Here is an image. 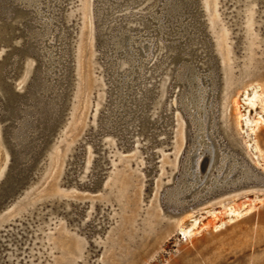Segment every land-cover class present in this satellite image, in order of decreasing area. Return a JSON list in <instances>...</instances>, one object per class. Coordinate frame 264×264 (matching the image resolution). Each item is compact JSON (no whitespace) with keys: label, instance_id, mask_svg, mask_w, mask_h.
<instances>
[{"label":"rangeland","instance_id":"374dc122","mask_svg":"<svg viewBox=\"0 0 264 264\" xmlns=\"http://www.w3.org/2000/svg\"><path fill=\"white\" fill-rule=\"evenodd\" d=\"M24 1L37 16L21 5L0 16V264H264V195L255 208L242 210L243 200L264 194V179L251 180L256 172L264 178L258 163L264 114L258 106L251 109L249 117L256 112L260 117L249 130L244 119L248 89L264 87V0H215L210 8L206 0H195L183 15V4L169 12L165 0H87V12L84 0ZM172 1L178 7L179 0ZM25 22L40 32V43L33 38L32 46L43 55L24 49L25 31L13 36L11 26L19 27L17 33ZM121 32L133 38L130 54L128 43L115 44ZM116 61L113 72L110 64ZM182 63L193 65L208 88L204 135L214 156L198 180L188 175L186 182L194 184L181 193L182 206L173 208L165 203L166 192L183 183L180 169L190 154L191 169L200 157L190 135L195 129L188 114L194 108L186 112L180 104L185 83L176 72ZM44 68L51 74L43 89L54 83L48 97L61 96L58 115L45 127L29 125L27 138L37 133L29 142H38L37 152L18 182L25 184L5 199L12 172L26 163L16 162L11 144L12 127L24 116L10 112L18 100L24 109L35 107L30 90L38 87L36 76ZM4 86L18 96L8 100ZM234 158L256 172L239 180L243 167H229ZM215 174L233 182L208 191ZM227 201L240 204L241 215L226 216ZM213 213L216 222H209ZM179 219L188 227L198 222L191 235L178 229Z\"/></svg>","mask_w":264,"mask_h":264},{"label":"bare ground","instance_id":"6f19581e","mask_svg":"<svg viewBox=\"0 0 264 264\" xmlns=\"http://www.w3.org/2000/svg\"><path fill=\"white\" fill-rule=\"evenodd\" d=\"M18 1H22L25 4L31 6L34 9V7L32 5L26 3L24 0H18ZM88 3L89 2H87V0H84L82 2V5H83L82 6V10L84 12H87L89 10ZM164 3L169 5V8H168L169 12L172 11L173 9L179 8L182 4H184L183 0H179L176 3V6H178V7L174 8V3H173L172 0H165ZM206 3H207V7L210 8L212 5L214 6L216 1L215 0H206ZM212 9H213V7H212ZM213 10L216 11V8L213 9ZM34 13H35V16H37V14L35 12V9H34ZM46 14H45V17L47 16ZM43 15H44V13H43ZM253 17H254L253 13H249L248 14V19H249V24H248L249 29L248 30H251L250 27H252V25H253ZM175 25H177V24H175ZM120 29H122V28L119 27L117 32L114 33L115 37L117 36V33L119 32ZM42 31H43V29H42ZM37 35H40V32H38ZM128 36H130V37H128ZM225 37H226V33H225ZM253 37H255V36H253ZM135 38H137V37H135ZM132 40H133V38L131 37V34L126 35V33L124 34V32H121L118 35V37L116 38L115 44H116V46L118 48H121L123 46V44H127L128 43V46L125 47V50L127 51L128 54H130L131 53V41ZM220 42L222 43L223 49L226 50V45L224 43V40L222 39ZM112 43H113V40H112ZM253 43H254L253 39L251 41H249V43H248V48L250 50L249 51L248 60H249L250 63L255 61V57H254V49L255 48L253 46ZM113 47H114V43H113ZM148 48H149V44L148 43L142 44V49L144 51H147ZM44 52L42 54H44ZM114 52L118 54V52H122V50H120V49L119 50H115L114 49ZM117 54H115V55L117 56ZM130 60H132V58H130ZM46 61H48V59H46ZM117 64H118L117 61L113 62L114 71H117ZM180 67H181V69L176 72V76H177V78L181 79L185 83V88L180 93V95L182 96L180 104H181V106L184 108V110L186 112H188L190 108H194V110L189 112V114H188L189 116L191 115L190 119H191V122H192V124L194 126V129H195V133H194V137H193V138H195V140H194V145H193L192 148H194V150L197 152L196 154H198V156H200V157H199V159L196 160L195 169H191L194 166L193 163L191 164L189 159L186 160V162L183 164V171H182L183 172L182 173L183 177H182L181 181H183V183L178 185L176 189H171V190L169 189L167 191L169 199L172 202H174L175 204H178V203L181 202V193H184L185 190L191 184H194V182H192V183L186 182L188 175H191L192 178H194L195 180H198L200 177H202V175L204 174V172L207 169V167L211 164L212 157H213V151H212L213 148H211L209 142H207L206 136L204 135L205 126H206V124H205V117H206L205 106L207 104L206 94H207L208 88L207 87H203L204 85L202 83V76L200 74H198L197 69H195V67L193 65L188 64V63H182ZM49 72H51V71H49ZM231 73H232V71L229 69L227 71V74L229 75ZM130 74H132V70H131V72H126V75H130ZM211 78H213V77H211ZM210 82H211V80H210ZM229 82H231V83H229V88L233 89L232 81H229ZM120 83H121V81H120ZM260 86H259L260 87L259 88L258 86L251 85V88L248 89V90H251L250 91L251 93L247 97L246 104L248 105V107H250V109H249L248 113H246L245 118H244L245 122H246L245 123V128H248V130L251 129V127L256 126L258 124V119H259L260 116L258 117L256 115L257 112L258 113L261 112V114L263 112V114H264V94H263L264 87L262 85H260ZM44 90H47V89H44ZM186 91H188V93H185ZM257 106L259 107V111H257L255 114H253V115H251L249 117V113H250L251 109H253V111H254V110H256ZM249 118H250L251 121H249ZM21 128H22V131H23L24 126L23 127L21 126ZM201 130H203V131L199 132ZM23 134H24V132H20L21 136H24ZM247 135H249L248 132H247ZM211 145H212V143H211ZM55 154H56L55 155V159H56L55 162L57 163V161H58L57 159H58V154L59 153L58 154L55 153ZM258 154H259V152H258ZM258 156H260V157H258V159H259L258 163L260 161L261 164L264 165V154L262 153V154H259ZM205 158H206V161H205L204 167L202 168V160H204ZM225 158H226V155L223 154L221 156V159H220L221 162L218 165L219 169L225 164ZM235 159L236 158L233 159L234 161L229 165V167H230L231 171L232 170L236 171V170L240 169L241 167H243V169L240 170L239 180L241 178L247 177L249 175H253L254 174L253 169L256 172L255 168H252V167H250L249 165H246V164H241V163H244L245 161L240 162L241 165H238V162H236ZM256 160H257V158H256ZM216 174L211 179L210 185L207 188L208 191H214L215 189H217L219 187H225V186H227L228 183L233 182L232 179H229L228 176H226L227 178L226 177L225 178H221V177H219V175H216ZM127 179L128 178L122 179L121 185H122L123 189H126L128 187V180ZM259 179L263 180L264 178L262 176H260L258 174V172H256V177H254L251 180H259ZM119 195H120L119 196L120 198L123 197L124 196V190H121ZM263 195L264 194H262V195L261 194H256V195L253 194V198L251 200H249V201H244L243 200V202H245V203L247 202L246 206H242L243 208L240 207V204L238 206L237 204L236 205L235 204H231L229 201H227L224 204H227L228 207L226 205L225 206L229 210V213L225 209L224 210L225 212L223 214L228 213V214H226V216L229 215L232 218H237L239 215H241L240 214V212H241L240 209L241 208H242V210L243 209L247 210L246 212H248L249 210L255 208V206H257V202H259L258 200H261ZM258 198H260V199H258ZM243 202H241L242 203L241 205H243ZM225 206H223V208ZM209 207H210V205H209ZM207 208L208 207H205L206 212H207ZM223 214H221V215L218 214L219 219H222V215ZM216 215H217V213H216ZM213 216H214V218L209 219L210 220L209 222H216L215 214ZM185 221L186 220L181 221L179 219V221H177L176 224H177L178 229L180 228V230L183 232L184 236H189V235L192 234L194 228L198 225V222L195 221V223H192V227L191 226L188 227L186 225H183V223ZM214 228H216V227H214Z\"/></svg>","mask_w":264,"mask_h":264},{"label":"water","instance_id":"95a60500","mask_svg":"<svg viewBox=\"0 0 264 264\" xmlns=\"http://www.w3.org/2000/svg\"><path fill=\"white\" fill-rule=\"evenodd\" d=\"M194 2H195V0H184L183 1L184 4H183L182 10H181L182 15L185 12H187V11H189V12L192 11V7H193V3ZM19 5H21L19 9H22L24 11L33 10V16L35 17L34 9L31 6L25 4L24 2L18 1V0H0V16L4 17V18L8 17L9 13L13 12L14 9H16V7H18ZM167 16H168V18L171 17V16L169 17V15H167ZM183 19H184V17H183ZM25 23H26V24H24L25 25V30L21 29V31H19L17 33L15 32V30L16 29L19 30V27L11 26V29H12L11 32H14L13 36H16L17 34H21V33H23L25 31L24 35L27 36L26 37V41L27 42H26V44H24V49L25 48H27V49L30 48L33 52H36L38 55H43L42 54L44 52L43 50L39 51L38 49H35L34 46H32L33 41H37V45H38L40 43L38 41L41 40V38L37 35V30L30 31L29 23H27V22H25ZM171 23L172 22H170V25H171ZM172 25H173V23H172ZM186 26H187V24H185V27ZM22 27H23V25H22ZM189 31L190 30L187 29L185 31V33H189ZM185 33H183V34H185ZM189 37L192 38L191 35H189ZM33 38H34V40L32 41ZM107 39H109V38H107ZM109 42L112 43V40H110ZM109 42L107 40V44ZM20 50L23 51V48H21ZM43 60H44L43 63H46V60L45 59H43ZM110 65H112L111 69L114 72L113 63H111ZM41 70H39V72L37 73V76H36L37 77L36 85L38 87H36L34 85V88H32L30 90V94L35 93L33 95V97H32V101L36 105L38 104L37 102H39L38 106L35 105V107H33V108L29 109V108L26 107L24 109L22 107V105H21V104H24V103L21 102V101L19 102V100H18L17 108L14 109V110H11V112H10L11 115L15 116V118L20 117L22 115L24 116L23 119L19 120L14 125L15 128H13L14 126L12 127L11 132H12V135H13V137H12L13 140L11 141V144L13 146H16V151H17V153H16V162L18 164L21 163V162H26V163H24L17 170L12 172V174L10 176L11 179H9L8 184L5 186V193H4L5 197H6L5 199L13 197L18 192V190L21 188V186L25 184L24 183V184H20L19 185L18 182H21V180L24 178L26 173L29 171L30 166L32 165V162L34 160L32 158V156L37 152V150L36 151H33V150H34L35 145L38 144V142L29 143L31 141V139H35L36 138L37 133L33 134L32 137L27 138V135H28L27 130L29 128V125L36 126L39 123H43L42 127H45L44 126L45 125V123H44L45 121H47L49 119H54L58 115L56 102L61 99V96H58L57 99H53L51 97H48L49 93H51V91H53L54 83H48V84H50V88L48 90H44L43 86H46V84H45V80L47 79L46 77H47L48 74H51V72L45 70V68H44V70H42V71ZM114 79H116V76H115ZM4 87L6 89V95L5 96H6V98L8 100H11L12 96L13 97L18 96L17 94H12L10 92V90H8L7 86H4ZM37 88L39 89V91L36 94ZM148 90H149V88L147 87L146 90L143 93L144 94H145V92L147 93ZM54 92H55V94L53 95V97L58 95L56 93V91H54ZM21 98H24V96H21ZM42 101H47V106H45V102L42 104ZM118 108L119 107H116V110ZM37 110L39 111V114L37 116L33 117V118L30 117ZM107 121H111V120H107ZM108 125H111V122H109ZM190 125H191V123H190ZM21 126L22 127L24 126L23 131H22ZM191 128H192V125H191ZM20 132H24V134H23L24 136H21ZM190 135H191V139H193V137H194L193 129H191V134ZM22 150L25 151L24 154H21ZM29 152H31V153L28 155L27 153H29ZM193 155H194V152L192 154H190V159H191L190 163L192 162V156ZM205 161H206V158L204 160H202V168L204 167ZM180 174H181V176H180V179H181V177H182V168L180 169ZM180 179L177 182H179ZM200 181H201V179L198 182H200ZM252 181H260V179L259 180H252ZM229 187H231V186H229ZM224 188H226V187H224ZM221 189H223V188H220V189L218 188L216 190H221ZM164 198H165V203L167 205H169V206H172L173 208H180V206H182L181 203L175 204L174 202H172L169 199L167 192H166V195H165Z\"/></svg>","mask_w":264,"mask_h":264}]
</instances>
